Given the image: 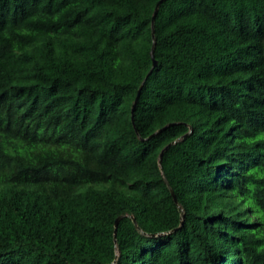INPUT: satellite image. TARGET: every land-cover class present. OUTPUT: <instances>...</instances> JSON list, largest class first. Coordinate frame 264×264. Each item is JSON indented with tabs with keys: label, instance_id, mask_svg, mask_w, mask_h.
Listing matches in <instances>:
<instances>
[{
	"label": "trees",
	"instance_id": "obj_1",
	"mask_svg": "<svg viewBox=\"0 0 264 264\" xmlns=\"http://www.w3.org/2000/svg\"><path fill=\"white\" fill-rule=\"evenodd\" d=\"M159 1L0 0V264H264V0Z\"/></svg>",
	"mask_w": 264,
	"mask_h": 264
},
{
	"label": "water",
	"instance_id": "obj_2",
	"mask_svg": "<svg viewBox=\"0 0 264 264\" xmlns=\"http://www.w3.org/2000/svg\"><path fill=\"white\" fill-rule=\"evenodd\" d=\"M166 0H160L158 3H157V5H156V7H155V10H154V14H153V18H152V27H154V24H155V19H156V16H157V14H158V12H159V8H160V5L163 3V2H165ZM153 37H154V31H153ZM154 48H155V45H153V47H152V51H151V57H152V60H153V66H152V68H151V71L153 70V68L155 67V66H157V61L155 60V57H154ZM151 71L149 72V74L151 73ZM148 74V75H149ZM142 89H143V84L140 86V88H139V90H138V92H137V96H136V98H135V100H134V103H133V105H132V110H131V112H132V122L134 123V116H135V110H136V106H137V103H138V100H139V97H140V95H141V91H142ZM169 125H167L166 127H164L163 129H160V130H158L155 134H158V133H160L162 130H164V129H166L167 127H168ZM155 134H153L152 136H154ZM152 136H150V137H152ZM173 144V143H172ZM172 144H170V145H168L162 152H161V154H160V159L163 157V153H164V151L168 148V147H170ZM166 183H167V185L169 186V183H168V181L166 180ZM171 190V194L173 195V198H174V201L176 202V204H178V201H177V198H176V195H175V193H174V191L172 190V189H170ZM184 214L182 215V221H183V219H184ZM122 217H119L117 220H116V223H115V229H114V236H115V239L117 238V231H118V225H119V222H120V219H121Z\"/></svg>",
	"mask_w": 264,
	"mask_h": 264
}]
</instances>
